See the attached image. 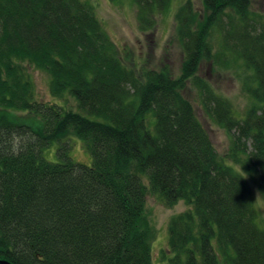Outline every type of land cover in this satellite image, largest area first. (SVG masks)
<instances>
[{
	"label": "trees",
	"instance_id": "obj_1",
	"mask_svg": "<svg viewBox=\"0 0 264 264\" xmlns=\"http://www.w3.org/2000/svg\"><path fill=\"white\" fill-rule=\"evenodd\" d=\"M129 1L146 32L172 0ZM250 2L202 0L201 16L190 0L181 4L175 76L166 64L128 67L84 0H0V259L152 264L151 194L166 206L189 207L168 222L169 264H264V227L235 168L256 173L264 197V25ZM214 30L221 54L229 50L250 71L251 104L241 118L196 77L215 57ZM23 62L48 76L52 97L74 99L77 111L35 101ZM191 81L229 135L226 157L234 166L217 154L183 96ZM17 113L41 123L32 128ZM68 137L81 141L91 165L68 156ZM55 143L59 161L50 162L43 151Z\"/></svg>",
	"mask_w": 264,
	"mask_h": 264
},
{
	"label": "rangeland",
	"instance_id": "obj_2",
	"mask_svg": "<svg viewBox=\"0 0 264 264\" xmlns=\"http://www.w3.org/2000/svg\"><path fill=\"white\" fill-rule=\"evenodd\" d=\"M89 3L100 20L104 31L119 50L123 62L131 68L140 70L158 69L162 64L170 67L172 73L178 76L182 60L180 43L176 39L175 13L178 7L187 0H172L169 9L157 15L154 29L140 32L136 19L135 7L129 0L120 2L110 0H84ZM194 10L201 16L203 13L202 0H190ZM249 11L252 17L260 25H264V0H251ZM212 47L215 57L212 62L201 63L196 77L209 85L217 95L225 98L232 106L237 118H241L250 106V98L247 93L250 71H247L240 60H233L232 53H222L220 30L212 33ZM220 56V61L216 58ZM25 73L29 75L33 83V98L37 102L49 105L57 104L65 110L77 111L76 102L68 95L62 98H54L49 92L48 76L26 62L21 63ZM183 96L191 103L198 120L207 130L215 151L226 160L227 164L233 163L226 155L230 148V137L224 129L215 124L203 108L202 97L199 88L193 81L187 84ZM24 119V123L32 128L39 126L40 119L28 113H17ZM70 144L68 156L75 162L91 165L92 157L86 151L80 140L68 137ZM43 157L50 162H58L57 144L43 151ZM234 166V165H233ZM246 179L251 189L254 208L257 214V223L264 227V197L258 190V175L252 171H242L235 166ZM145 183V182H144ZM146 184V183H145ZM189 207L183 201H178L172 206H166L157 197L148 194L146 197L145 215L153 227L154 239L152 242V264H169L172 257L168 240L169 220Z\"/></svg>",
	"mask_w": 264,
	"mask_h": 264
},
{
	"label": "water",
	"instance_id": "obj_3",
	"mask_svg": "<svg viewBox=\"0 0 264 264\" xmlns=\"http://www.w3.org/2000/svg\"><path fill=\"white\" fill-rule=\"evenodd\" d=\"M0 264H12L7 260L0 259Z\"/></svg>",
	"mask_w": 264,
	"mask_h": 264
}]
</instances>
